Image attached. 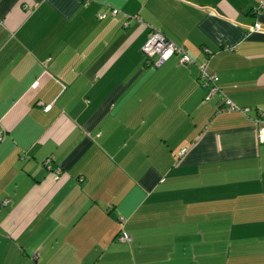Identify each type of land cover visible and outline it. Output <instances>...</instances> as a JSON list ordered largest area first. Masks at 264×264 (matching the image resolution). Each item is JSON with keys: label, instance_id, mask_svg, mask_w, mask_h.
Returning a JSON list of instances; mask_svg holds the SVG:
<instances>
[{"label": "crops", "instance_id": "0c3cea01", "mask_svg": "<svg viewBox=\"0 0 264 264\" xmlns=\"http://www.w3.org/2000/svg\"><path fill=\"white\" fill-rule=\"evenodd\" d=\"M259 3L0 0V264H264Z\"/></svg>", "mask_w": 264, "mask_h": 264}, {"label": "built area", "instance_id": "2783aa9c", "mask_svg": "<svg viewBox=\"0 0 264 264\" xmlns=\"http://www.w3.org/2000/svg\"><path fill=\"white\" fill-rule=\"evenodd\" d=\"M256 10H262L264 12V3H259ZM116 14H117L116 10L110 11V16H115ZM104 18H105L104 14H99L96 17L98 21L103 20ZM257 29H258L257 24H253V26L250 27L251 32L256 31ZM140 51L146 66L152 68L159 67L170 57H175L177 60V64L181 66H188L192 63L182 47L175 46L170 41L165 39L159 31H155V30L150 32L145 43L142 45ZM204 52L208 53L206 50H204ZM198 71H199L201 85L207 91L206 99L211 95L218 94L220 96V101H221V111L241 112L242 114H246L250 112V110L248 109H238L235 105H233L228 99H226L220 93L216 85L217 77L214 74H207L202 66L198 67ZM257 122L261 124V128L258 130L259 141L261 143H264V115L258 114ZM182 154L183 152L180 153V156ZM117 240L120 242H126L128 241V238L125 235H120L117 238Z\"/></svg>", "mask_w": 264, "mask_h": 264}]
</instances>
